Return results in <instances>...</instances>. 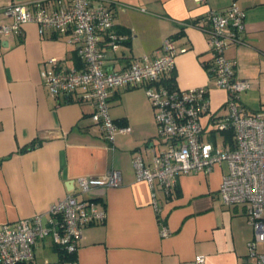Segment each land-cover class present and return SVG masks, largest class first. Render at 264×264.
Listing matches in <instances>:
<instances>
[{
    "label": "crops",
    "instance_id": "crops-1",
    "mask_svg": "<svg viewBox=\"0 0 264 264\" xmlns=\"http://www.w3.org/2000/svg\"><path fill=\"white\" fill-rule=\"evenodd\" d=\"M31 8L37 0H0V24L10 20L3 8L10 2ZM117 30L127 35L116 50L108 51L106 68L118 70L141 55L153 57L166 37L177 47L176 85L187 89L206 86L209 111L201 116L203 139L226 136L215 132L213 114L225 113L226 92L209 78L207 35L192 21L209 9L235 2L245 13L242 40L224 55L234 62L237 78L251 87L240 93L238 104L249 113L264 111V0H106ZM59 65L81 68L74 46L47 30L37 32L34 22L21 35H0V228L35 213L69 193H77V178L98 177L108 169L121 171L116 187H96L92 195L103 203L105 220L86 226L75 254L77 264H257L248 256L253 237L243 205L226 206L219 194L225 164L209 173H181L170 197L159 193V210L151 204V190L135 177L133 158L148 163L157 141L154 110L143 87L114 89L109 115L130 126L116 133L111 147L100 126L91 119L93 105L71 97L51 96L44 86L47 69ZM213 113V114H212ZM35 141L33 149H23ZM168 229L159 233L160 225ZM38 261L60 259L49 238L35 246Z\"/></svg>",
    "mask_w": 264,
    "mask_h": 264
},
{
    "label": "built area",
    "instance_id": "built-area-1",
    "mask_svg": "<svg viewBox=\"0 0 264 264\" xmlns=\"http://www.w3.org/2000/svg\"><path fill=\"white\" fill-rule=\"evenodd\" d=\"M106 0H37L31 8L10 2L3 13L10 20L0 24V35H21L25 24L34 22L37 32L47 30L65 37L74 46L81 68L59 65L54 57L47 69L44 86L54 97H71L91 102V119L98 124L112 147L116 133H128V125L117 124L109 115L110 93L117 88L143 87L157 123L159 151L145 163L141 156L133 158L135 177L148 184L151 204L159 210V193L170 197L175 191L176 177L181 173H209L214 166L225 164L219 194L226 206L243 205L253 237L248 242V256L264 264V111L249 113L238 104L240 93L251 87L246 79L237 78L234 62L226 58V48L241 42L245 29V13L235 2L224 9H209L195 26L207 35L211 53L205 66L209 78L226 92L225 113L212 116L215 132H231L224 136L203 139L201 116L209 111L206 86L179 88L169 85L167 75L173 70L177 47L171 37L162 40L156 55L144 54L118 70L106 68L108 51L116 52L127 35L116 28L114 15ZM206 4L207 0H194ZM167 81V83H166ZM122 180L121 171L108 169L98 177L77 178V193H69L51 202L45 213L5 223L0 228V264H77L75 255L83 229L105 220L103 203L92 195L96 187H116ZM161 236L168 234L160 225ZM49 238L58 253V261H38L35 246ZM66 256V257H65ZM204 262L202 255L195 257Z\"/></svg>",
    "mask_w": 264,
    "mask_h": 264
},
{
    "label": "trees",
    "instance_id": "trees-1",
    "mask_svg": "<svg viewBox=\"0 0 264 264\" xmlns=\"http://www.w3.org/2000/svg\"><path fill=\"white\" fill-rule=\"evenodd\" d=\"M200 18L201 17H199L196 20L192 21L193 25H195V23L197 22V20L200 19ZM204 64H205V66H208L209 65V63H207V62L204 63ZM166 79L168 80L169 85L176 86V80H175V74H174V72H170L169 75H167ZM166 83H167V81H166ZM223 133L226 135L227 138L230 139V137H231V132L230 131L223 132ZM213 137L214 136H211L212 139H213ZM36 145H37V143L35 141H32L31 143H29L28 145H26L23 149H26V150L27 149H33V148H35ZM58 254H59L60 258H62L63 255L61 253H58ZM74 257H75V255H69L67 258L72 259Z\"/></svg>",
    "mask_w": 264,
    "mask_h": 264
},
{
    "label": "rangeland",
    "instance_id": "rangeland-1",
    "mask_svg": "<svg viewBox=\"0 0 264 264\" xmlns=\"http://www.w3.org/2000/svg\"><path fill=\"white\" fill-rule=\"evenodd\" d=\"M260 86H261L262 88H264V83H261ZM258 251H259V252L264 251V244H260V245H259Z\"/></svg>",
    "mask_w": 264,
    "mask_h": 264
}]
</instances>
